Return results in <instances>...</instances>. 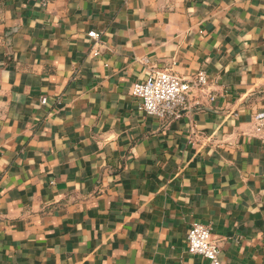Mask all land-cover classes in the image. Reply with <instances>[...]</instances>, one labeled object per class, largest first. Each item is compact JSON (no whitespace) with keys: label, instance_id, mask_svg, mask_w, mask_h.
I'll return each instance as SVG.
<instances>
[{"label":"crops","instance_id":"crops-1","mask_svg":"<svg viewBox=\"0 0 264 264\" xmlns=\"http://www.w3.org/2000/svg\"><path fill=\"white\" fill-rule=\"evenodd\" d=\"M152 69L208 84L156 118ZM194 222L264 264V0H0V264H210Z\"/></svg>","mask_w":264,"mask_h":264},{"label":"built area","instance_id":"built-area-1","mask_svg":"<svg viewBox=\"0 0 264 264\" xmlns=\"http://www.w3.org/2000/svg\"><path fill=\"white\" fill-rule=\"evenodd\" d=\"M88 35L93 39L99 37L96 32ZM207 84L205 71H198L190 79H185L169 70L152 69L145 80L133 84L131 94L139 100L138 109L146 115L160 119L176 118L190 107L191 98L203 92ZM42 103H46L45 98ZM187 247L189 253L204 257L210 264H221L220 245L213 238L209 225L194 222L187 234Z\"/></svg>","mask_w":264,"mask_h":264}]
</instances>
